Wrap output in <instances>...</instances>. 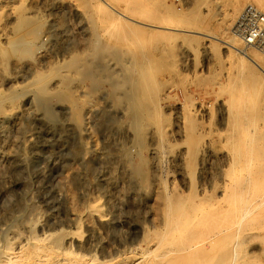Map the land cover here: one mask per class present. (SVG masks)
Segmentation results:
<instances>
[{
	"label": "rangeland",
	"instance_id": "rangeland-1",
	"mask_svg": "<svg viewBox=\"0 0 264 264\" xmlns=\"http://www.w3.org/2000/svg\"><path fill=\"white\" fill-rule=\"evenodd\" d=\"M243 1L235 13L234 0H152L136 16L226 38L237 35L236 21L251 3ZM90 12L81 0H0V245L36 235L44 243L59 238L73 256L83 254L94 264L110 257L115 264H164L160 256L166 248L156 244V186L145 187V208L139 194L135 203L128 197L139 179L133 170L139 159L151 163L148 117L156 116L167 141L176 145L181 140L169 129L177 107L203 104V133L222 144L217 95L223 92V100L235 90L226 77L233 73L230 54L221 39L166 27H146L141 35L134 27H108V45L102 37L95 43ZM207 39L214 45L209 51L203 48ZM240 46L251 55L259 51ZM255 70L260 75L255 108L264 119V73ZM123 166L131 173L130 186L120 178ZM258 227L249 248L254 263L261 257L256 263L264 264V230Z\"/></svg>",
	"mask_w": 264,
	"mask_h": 264
},
{
	"label": "bare ground",
	"instance_id": "bare-ground-1",
	"mask_svg": "<svg viewBox=\"0 0 264 264\" xmlns=\"http://www.w3.org/2000/svg\"><path fill=\"white\" fill-rule=\"evenodd\" d=\"M242 1L243 0H234L233 12H238L239 8H241ZM248 1L264 11V0ZM81 2L85 8L87 7L91 10L89 15L90 21L97 28L96 34H93V42L95 43H97L102 37L105 39V44L108 45V27L109 31H118L122 28L127 30V27H134L135 35L143 34L146 27H166L169 28V30L179 29L184 32L193 31L197 34L208 37V39L210 37L212 39L218 38L215 35L199 30L175 28L164 26L163 24H156L153 21L146 22L138 19L136 15L145 12L148 6L152 3V0H81ZM174 32L175 31H173V33ZM239 37L237 35H230L226 38H218L221 39V42L230 54L233 73L231 71L226 77L230 86L235 88V90L230 91V94H227V97H224L223 100L219 97L220 95H224L222 91L221 94L219 93V95H217V101L220 103L217 109L219 111V124L222 126L221 134L224 135L223 143L221 141L222 144L219 146L215 145L214 142L208 139L206 134L203 133V129L199 123V119L206 111V107H204L203 104L197 103L198 105L190 108L176 106V121L169 129V131L175 135L177 140H181V142L176 145L167 141L166 128L161 123L157 122L156 116L150 114L148 117L150 119L148 125L151 127L150 140H152L151 145L148 148V155H150L151 163L147 158L141 157V150L143 149L139 148L141 151L139 157L141 158L135 169H133L134 171H137L139 179H137L136 186L130 187L128 197L131 202L135 203L137 200L136 197L139 194L140 196L138 197L141 199L139 201L143 203L142 208H145L148 201L145 187L150 185L156 186L153 192V199L158 204L156 220L158 219L160 224L157 230L158 238L156 244L157 247L164 245L166 248L162 256L159 255L164 264H255L256 262H261V260L259 261L261 255L258 254L260 258L254 263V259L252 260L251 258L252 254H250L251 249L249 247L253 240L254 228L258 225L259 227L256 231L261 228V230H264V119L261 117L260 111H257V108H255V96L259 93L256 89V82H258L260 76L255 68L260 69L264 73V64L262 63V60L264 61V52L255 50L252 55L249 54L246 52L247 50L241 48V46L239 47L240 43H244L243 39ZM208 39L203 43L205 51H209L210 47L214 46L212 45V41L208 44ZM24 41H19V43H23ZM244 45L246 44L244 43ZM186 59H188V55L186 56ZM81 65L83 66V63ZM75 68L77 67L75 66ZM27 86H29V84ZM16 91L19 90L16 89ZM6 95L7 94L5 93L3 98H5ZM175 95L177 96V94ZM11 141L13 140L11 139ZM118 146L120 145L118 144ZM129 174L131 173H129L126 166L121 167L120 178L122 179V183L127 184L128 186L133 184V179ZM139 208H141V206ZM153 216L155 215L153 214ZM77 220L79 221V219ZM76 223L78 224L77 221ZM59 225L62 224L59 223ZM65 233L66 235L68 234L67 232ZM4 234H1V236ZM48 235H50V232ZM58 235L61 234L58 233ZM43 240L44 238L34 235L32 237H25L20 242L14 243L6 241L0 245V264L95 263L85 260L83 254L73 256L68 248L61 245L59 238L51 240L48 243H44ZM262 240L264 241V239ZM80 245H82V243ZM127 247H130V245ZM141 247L142 246H140V249H146V245L143 248ZM134 248L136 249L137 247ZM130 249L131 248H129V250ZM135 251L137 252V250ZM144 251L142 253H144ZM140 252L135 254L139 255L138 253ZM150 252L153 253V251ZM144 254V256H146V254L149 255L150 253L148 254L145 252ZM154 254L155 252L153 255ZM148 261L150 260L147 259V262ZM136 262L134 261L133 263ZM96 264H115V262H113V257H110L106 260H98ZM152 264H155L154 261Z\"/></svg>",
	"mask_w": 264,
	"mask_h": 264
},
{
	"label": "built area",
	"instance_id": "built-area-1",
	"mask_svg": "<svg viewBox=\"0 0 264 264\" xmlns=\"http://www.w3.org/2000/svg\"><path fill=\"white\" fill-rule=\"evenodd\" d=\"M235 32L246 46L264 52V11L255 4H247L237 19Z\"/></svg>",
	"mask_w": 264,
	"mask_h": 264
}]
</instances>
